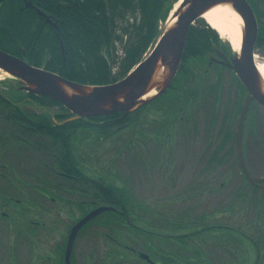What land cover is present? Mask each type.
Masks as SVG:
<instances>
[{"label": "rangeland", "instance_id": "obj_1", "mask_svg": "<svg viewBox=\"0 0 264 264\" xmlns=\"http://www.w3.org/2000/svg\"><path fill=\"white\" fill-rule=\"evenodd\" d=\"M175 5L176 2L171 12ZM261 8L264 12V7ZM168 17L158 23V34L166 27ZM127 21L132 23V20ZM197 21L195 26L203 23L208 27L202 19ZM216 36L221 43L228 45L231 57L235 56L227 41ZM124 42L121 46H114L118 62L125 56L128 43ZM153 46L142 55L141 61L148 57ZM254 54L257 62H264V53L255 51ZM205 56L204 61H193L190 68L187 67L193 74L189 81L179 80L180 91H186L188 87L191 93L183 98L185 101L179 93L178 100L173 92H168L157 102L155 100L131 113L132 121L125 130L114 135L102 130L99 135L94 128L84 130L86 132L81 130L83 135H77L72 143L76 145L75 165L87 179L130 192L131 200L136 201L140 209L131 210L134 204L130 201L131 208L127 207L126 217L138 230L149 231L151 224L156 229L162 225L157 223L158 217L146 216L144 212L147 210L164 218L167 216L173 223L180 222L178 230L174 231L178 235L186 234L189 225L193 226L188 223L189 218L193 222L203 214L217 212L206 222L244 234L248 242L257 243L262 259L264 108L255 102L250 103L240 131L246 171L255 186L261 187L254 190L243 178L236 160V130L246 93L229 69L213 66L220 61L218 57ZM113 68L116 73L119 65ZM12 93L15 98L19 96L15 91ZM176 108H181L180 114L175 113ZM185 108L190 109L191 120L186 119ZM198 109L201 110L198 112ZM49 112L57 115L60 111L51 107ZM27 153L25 161L21 159L18 164L12 161L11 168L26 165V171L31 173L38 163H47H44L42 153L38 156ZM43 173L48 176L45 171ZM16 176L23 180L16 171H0V264H56L70 228L81 217L82 206L86 208L92 203V193L80 186L73 195L61 192L58 197L41 198L32 186H23ZM230 204L233 205L228 209ZM97 207L94 205L93 208ZM129 230L126 236L138 239L135 237L137 232ZM220 232L230 235L227 230ZM206 235L190 240V249H200L198 246H203ZM111 238H115L111 230L89 226L78 235L72 249L73 257L81 264H112L111 261H116L122 252L118 253L110 242ZM237 238L226 247L236 253L237 264H255V247L245 242L246 239ZM215 256L218 257L217 253ZM258 264H264V261Z\"/></svg>", "mask_w": 264, "mask_h": 264}, {"label": "trees", "instance_id": "obj_2", "mask_svg": "<svg viewBox=\"0 0 264 264\" xmlns=\"http://www.w3.org/2000/svg\"><path fill=\"white\" fill-rule=\"evenodd\" d=\"M27 1H31L33 8L54 19L56 29L45 24L44 19L35 12V9L28 10L25 7ZM176 1L3 0L0 3V51L15 58H23L32 67L51 72L82 86L102 87L115 84L126 77L132 67L141 62L142 55L159 37L158 23L166 20ZM246 1L257 18L258 40L254 49L263 54L264 12L261 11V7H264V0ZM127 19L132 20V23L129 24ZM214 32L203 23L189 28L182 65L170 88L156 99V102L168 92H173L178 100L187 96L189 88L187 87L186 91H180L178 83L179 80L189 81L193 77L191 71L187 69L193 61H204L205 55L215 56L216 52L224 57L231 56L228 45L221 43ZM123 42H127L128 45L123 60L118 62L114 55V46L115 44L121 46ZM116 64L119 68L114 73L113 67ZM12 84L10 81H0V171L13 173L16 171L24 181L32 184L16 176L19 178L17 180L21 181L23 186H32L41 198L58 197L62 195L61 192L73 195L77 187L79 189L81 186L92 193V203L95 206L114 208L117 212H128L127 207L131 208L129 203L133 199L130 192L123 188L116 190L105 187L100 181H93L81 175L77 169L78 166L75 165L77 164L74 155L76 145L72 143L77 135H83V132L92 128L96 129L99 135L102 131L113 132L110 135L117 134L125 130L132 121L130 114L63 123L71 118L64 108L47 98L19 92ZM13 91L19 95L17 98L14 97ZM177 93L181 95L180 98L177 97L179 96ZM26 107H32L37 111H32V108L28 110ZM51 107L57 108L60 111L59 114H51L49 112ZM180 110L181 108H176L175 113L180 114ZM164 115L166 118H171L168 114ZM27 152L34 153L35 156L42 153L44 163H47H38V167L30 171L31 173L26 171V165L11 168L12 161L16 163H19L21 159L25 161ZM44 171L49 177L43 173ZM252 189L259 188L252 186ZM239 200L242 201L240 198ZM133 204L135 208L132 205L131 210L135 211L139 207L136 201ZM232 205H228V209ZM85 209L82 206V214ZM113 212H105L98 216L100 220L104 219L100 222L101 226H107L115 221L116 216L111 214ZM216 213L203 214L193 222L187 217L188 223L193 224L187 228L188 232H196L197 228H203V233L199 231L189 234V241L200 237V233H208L210 231L208 227L223 226L206 222ZM144 214L150 218L158 217L157 223H161L164 227L170 226L173 232L179 228L177 224L180 222L173 223L174 221H169L167 216L161 217V214L153 210H147ZM90 222H94V219ZM208 235L212 236L211 234L206 236ZM226 240L205 239L206 242H226ZM253 245L257 251L260 250L257 243L253 242ZM260 261L262 263L264 258Z\"/></svg>", "mask_w": 264, "mask_h": 264}, {"label": "water", "instance_id": "obj_3", "mask_svg": "<svg viewBox=\"0 0 264 264\" xmlns=\"http://www.w3.org/2000/svg\"><path fill=\"white\" fill-rule=\"evenodd\" d=\"M2 0H0L1 2ZM180 7L175 15L176 20L167 25L159 34L148 57L134 66L121 81L102 87H87L70 82L56 74L30 66L23 58H18L0 51V73L5 77L0 81H10L19 92L35 97H44L64 108L71 118L63 123L78 120L129 115L154 102L163 95L175 78L181 64L188 30L202 19L204 13L218 5H230L242 19L240 50L235 56L222 58L220 66L234 74L238 83L246 91L244 103L239 115L236 130V157L245 180L254 186L248 176L242 157L241 124L246 116L250 103L255 102L264 108V92L254 61V47L258 34L254 12L246 0H179ZM30 9L31 3L25 6ZM42 18L49 17L35 9ZM171 11L169 12L170 16ZM169 19V17H168ZM168 21V20H167ZM166 21V23H167ZM63 54L62 46L60 45ZM24 54L22 53V57ZM215 62V61H214ZM210 63H213L212 61ZM11 85V88L13 86ZM155 90L153 97H144ZM144 98V99H143ZM114 211L110 207H98L90 211L70 228L64 250V263L69 264L73 244L80 229L97 216Z\"/></svg>", "mask_w": 264, "mask_h": 264}, {"label": "flooded vegetation", "instance_id": "obj_4", "mask_svg": "<svg viewBox=\"0 0 264 264\" xmlns=\"http://www.w3.org/2000/svg\"><path fill=\"white\" fill-rule=\"evenodd\" d=\"M2 2L3 0L0 3ZM35 6L37 7V5ZM34 9L35 8L31 7L28 10H34ZM44 15L47 16L46 14ZM43 19L45 24H48L49 26L56 29V21L54 19H52L51 17H49V21H46V18ZM215 56L218 57L220 61L222 60V58L217 55V52L215 53ZM226 59L228 60L227 57ZM213 64H214L213 66H217L221 68L219 63H213ZM190 95L191 94L189 93L187 94L188 97ZM185 110H186L185 114H187L186 119L191 120L188 113L190 109L185 108ZM200 110L198 109V112ZM193 117L195 116L193 115L192 119ZM235 146H236V137H235ZM93 207L94 204L90 203L89 206L86 207L84 213L80 214L81 217H79V219L75 222V224L81 218L87 216V214L90 211L96 209ZM113 210L114 212L111 214L116 216L114 222H110L109 225L107 226H101L100 222L104 221V219L100 220L99 217L97 216L94 219V222H89L80 229V231L78 232L75 238L72 249H74L78 235L81 233V231L93 225H96L100 228L111 230L114 233L115 238L113 239L111 238L110 242L113 246H115L118 249V253L120 251L122 253L119 254V256L117 255L116 261L113 260L111 261L112 264H237V259L235 257L236 253L226 247L230 246L231 242H235L233 241V239L236 238L237 240L238 239L237 237L239 236L240 239H244V240L246 239L245 242L249 243L251 246L253 245V243L247 241L248 240L247 237H245L244 234L242 233H238L235 230L233 231L232 229L225 226H211L208 227L210 231L207 234H211L212 236L210 235L205 236V239L208 238L227 239L226 242L205 241L203 243V246L198 247L200 249H194V248L190 249L188 245L190 238L189 234L196 233L199 231L203 233L202 227L197 228L196 232L187 231L186 234L184 235H178V234L174 235V233H172L173 231L171 230L170 226L164 227L161 225V227H158L156 229L154 228L156 226L152 224L151 227H149V231H142V230H138L137 227H134L131 224H129V220L126 217L127 213L125 211L117 212L114 208ZM130 228L131 230H135L137 232V235L135 237H137L138 239H133L131 238V236L130 237L126 236L128 235L127 233L130 232L129 230ZM222 229L229 231L230 235H226L224 234V232H220V230ZM66 241L67 239L65 240L64 248L62 250L63 252H61V255L60 254L58 255V260L56 264H65L63 260H64V250H65ZM193 245L198 246V244H193ZM216 253L218 257L219 256L221 257L222 255L223 256L217 259L218 257L215 256ZM233 253H235V255H233ZM256 253L257 255L255 261L257 262L255 264H258V261L260 260V254L258 251ZM69 264H81L73 257V250L71 252V256L69 259Z\"/></svg>", "mask_w": 264, "mask_h": 264}, {"label": "bare ground", "instance_id": "obj_5", "mask_svg": "<svg viewBox=\"0 0 264 264\" xmlns=\"http://www.w3.org/2000/svg\"><path fill=\"white\" fill-rule=\"evenodd\" d=\"M36 1L39 2L40 0ZM26 3H31V1H27ZM180 3L181 1H178L173 7L166 26L172 24V22L176 20L175 15L180 7ZM202 20L208 25L211 30L215 31L219 38L227 41V43L235 53L239 52L243 23L242 19L235 12L232 6L227 4L215 6L214 8L203 14ZM255 59L256 58H254L256 69L258 71V75L261 80L260 82L262 83V90L264 92V62H257ZM4 77L5 75L0 73V80ZM155 94L156 91L151 90L144 98L148 99L150 97H153Z\"/></svg>", "mask_w": 264, "mask_h": 264}]
</instances>
